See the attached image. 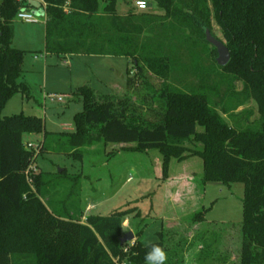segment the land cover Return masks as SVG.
Here are the masks:
<instances>
[{
  "label": "trees",
  "instance_id": "obj_1",
  "mask_svg": "<svg viewBox=\"0 0 264 264\" xmlns=\"http://www.w3.org/2000/svg\"><path fill=\"white\" fill-rule=\"evenodd\" d=\"M43 1L47 53L123 56L135 72L128 70L124 90L109 94L80 86L74 94L83 109L75 114L72 132H48L44 118L35 114L3 115L12 97L32 95L23 80L27 51L13 46L15 19L27 6L0 0V264H145L152 244L164 248L166 264H184L186 252L198 242L199 261L216 258L223 229L201 228L191 239L162 231L160 240L148 245L138 232L131 244L121 242L131 210L88 214L84 222L81 209L68 212L49 192L68 185L67 196L76 199L79 176L66 168L54 175L31 172L47 150V137L57 135L78 158L83 154L76 151L102 140H136V149H161L165 177L171 159L185 160L189 152L203 160L204 185L244 184L239 264H264V0H147L151 7L140 12L136 0ZM122 3L126 14L119 11ZM154 6L161 13H154ZM213 19L231 59L220 66L216 58L214 82L207 75L212 72H200L198 85L183 83L184 73L199 74V66L188 61L197 59L201 44H210L206 30L213 34ZM250 103L253 108L245 107ZM28 133L43 134L39 152L25 146ZM187 140L199 146L184 147ZM211 208L194 213L191 225L203 226ZM221 257L226 264L228 253Z\"/></svg>",
  "mask_w": 264,
  "mask_h": 264
},
{
  "label": "rangeland",
  "instance_id": "obj_2",
  "mask_svg": "<svg viewBox=\"0 0 264 264\" xmlns=\"http://www.w3.org/2000/svg\"><path fill=\"white\" fill-rule=\"evenodd\" d=\"M30 3L40 8L39 0H30ZM151 10L161 13L156 6ZM119 11L126 14L127 6L120 4ZM38 16L37 23H28L16 17L13 42L15 47L27 51L23 79L29 84L32 96L15 95L6 104L3 115L21 112L35 114L44 118L48 132H72L75 131V114L83 109L82 101L74 94L76 90L84 84L102 93H108L107 84H116L125 89L128 69L133 74L135 68L123 56L77 55L66 59L55 54L45 56V18ZM212 28L213 34L220 37V26L214 19ZM35 55H38V60ZM197 56V59L187 61L190 66H199V74L193 71L184 73L181 76L182 82L198 85L200 72H212L207 74L211 83L218 79L213 74L215 69L219 70L216 63L218 54L213 46L201 44ZM235 85L238 90L241 88L240 82ZM228 86L224 85L221 90ZM49 94H66L68 97L63 102H57L51 101ZM214 95L212 99L216 101ZM134 99L140 102L136 95ZM253 106L250 103L245 107ZM245 107H239L236 112ZM65 125H71L73 129H65ZM197 130L201 131L202 128L198 126ZM24 142L25 146L39 152L40 144L44 142L43 134L28 133ZM138 144L136 140L111 143L102 140L95 145L80 148L76 152L83 156L78 158L69 154L58 135L48 136L47 150L39 155L31 172L42 171L54 175L59 169L66 168L69 175L79 176V197L75 199V196H67V184L56 193L50 189L49 197L53 196L56 202H64L70 213H76V208L81 209L83 222L88 214L109 215L116 210H131L126 218L130 222L125 224L124 233L133 231L136 236L141 232L139 237L143 245L159 241V233L162 231H167L175 239L180 236L191 239L201 228H215L217 231L223 229L215 259L211 260L210 257L206 261H199L202 244L198 242L186 252L184 264H224L223 257L218 259V256L224 255L225 251L229 255L226 264H239V224L243 219L244 184L233 183L228 186L220 182H208L204 185L203 160L189 152L184 153L188 155L185 160L171 159L168 176L165 177L161 149L140 150L136 149ZM196 145L199 146L189 140L183 144L184 147ZM179 146L182 145L179 143ZM74 200L75 206L72 207L71 202ZM210 206L212 208L205 215V225H191L193 214ZM137 212H140L139 217H135Z\"/></svg>",
  "mask_w": 264,
  "mask_h": 264
},
{
  "label": "water",
  "instance_id": "obj_3",
  "mask_svg": "<svg viewBox=\"0 0 264 264\" xmlns=\"http://www.w3.org/2000/svg\"><path fill=\"white\" fill-rule=\"evenodd\" d=\"M151 3H149V7H151ZM206 39L207 41L213 45L214 47H216L217 52H218V57H217V63L220 66H225L228 64V62L231 59V53L229 48L227 47V45L221 41L220 39H218L216 36H214V34H212V32L210 31V29L206 30ZM63 169H59V172H62ZM135 234L133 231H127L124 233L123 237L121 238V242H130V239H134L135 240Z\"/></svg>",
  "mask_w": 264,
  "mask_h": 264
},
{
  "label": "crops",
  "instance_id": "obj_4",
  "mask_svg": "<svg viewBox=\"0 0 264 264\" xmlns=\"http://www.w3.org/2000/svg\"><path fill=\"white\" fill-rule=\"evenodd\" d=\"M21 2H23L27 7L25 8V10L27 11H32L34 13H36L37 15H41L45 18V4H44V1L43 0H39L40 2V8H36L33 4L30 3V0H20ZM138 11H144V10H138ZM29 23V22H28ZM14 42V41H13ZM14 46V45H13ZM15 47V46H14ZM17 48V47H16ZM47 55H52L51 53H45V56ZM56 55V54H55ZM59 58L61 59H66L68 57H73V56H77V55H66V56H61V55H58ZM100 56H103V55H100ZM35 59H39L38 55H35ZM130 69V68H129ZM128 69V70H129ZM24 73H25V68H24ZM24 80V79H23ZM25 81V80H24ZM84 85H88V84H84ZM107 87H108V93H103V94H109L111 93L114 89H117V90H124L122 87H120L119 85H116V84H107ZM96 90V89H95ZM100 92V91H99ZM102 93V92H101ZM65 129H68V130H72L73 127L71 125H65L64 127ZM129 219H126V221L124 222L123 226H125V224H129ZM124 228V227H123ZM137 238V237H136ZM140 239V237H139Z\"/></svg>",
  "mask_w": 264,
  "mask_h": 264
},
{
  "label": "clouds",
  "instance_id": "obj_5",
  "mask_svg": "<svg viewBox=\"0 0 264 264\" xmlns=\"http://www.w3.org/2000/svg\"><path fill=\"white\" fill-rule=\"evenodd\" d=\"M140 9L147 7V0H136ZM134 243V239H130ZM145 264H166L167 253L159 244H152L150 250L145 254Z\"/></svg>",
  "mask_w": 264,
  "mask_h": 264
},
{
  "label": "built area",
  "instance_id": "obj_6",
  "mask_svg": "<svg viewBox=\"0 0 264 264\" xmlns=\"http://www.w3.org/2000/svg\"><path fill=\"white\" fill-rule=\"evenodd\" d=\"M135 6L137 7L138 10H146L149 7V2H147V7L145 9H140L137 3H135ZM17 17L19 19H21L25 22H29V23L39 22V16L36 13H34L32 11H27L25 9L19 11L17 14ZM48 97L51 101L63 102L64 99L68 97V95H66V94H49Z\"/></svg>",
  "mask_w": 264,
  "mask_h": 264
}]
</instances>
